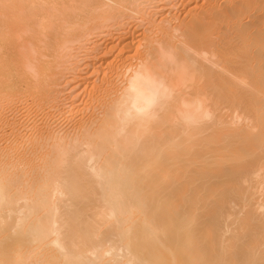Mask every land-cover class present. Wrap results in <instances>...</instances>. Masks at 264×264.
Returning a JSON list of instances; mask_svg holds the SVG:
<instances>
[{
    "label": "bare ground",
    "instance_id": "1",
    "mask_svg": "<svg viewBox=\"0 0 264 264\" xmlns=\"http://www.w3.org/2000/svg\"><path fill=\"white\" fill-rule=\"evenodd\" d=\"M0 264H264V0H0Z\"/></svg>",
    "mask_w": 264,
    "mask_h": 264
}]
</instances>
